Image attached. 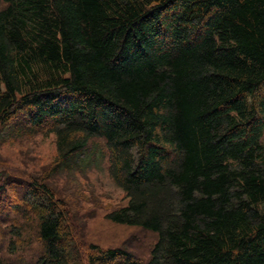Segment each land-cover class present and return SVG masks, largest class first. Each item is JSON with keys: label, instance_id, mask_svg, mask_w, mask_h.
<instances>
[{"label": "trees", "instance_id": "16d2710c", "mask_svg": "<svg viewBox=\"0 0 264 264\" xmlns=\"http://www.w3.org/2000/svg\"><path fill=\"white\" fill-rule=\"evenodd\" d=\"M3 131L54 135L65 167L102 143L127 199L106 219L156 241L88 243L44 182L8 205L0 172V264H264V0H0Z\"/></svg>", "mask_w": 264, "mask_h": 264}, {"label": "rangeland", "instance_id": "374dc122", "mask_svg": "<svg viewBox=\"0 0 264 264\" xmlns=\"http://www.w3.org/2000/svg\"><path fill=\"white\" fill-rule=\"evenodd\" d=\"M0 134V172L11 175L18 180V183L20 182L19 188L11 190L15 197L5 199L8 200V205L19 203L26 208V204L24 203L23 206L24 201L21 199L24 193L22 188H25L28 182L39 180L46 183L54 190L57 197L67 203V209L71 214L69 220L71 225L73 224L74 232L80 230L83 236L81 238L76 234L75 237L87 239L88 243L92 242L103 249L125 248L141 260L148 257L156 241L154 234L138 228L116 225L106 219L110 211L125 206L127 199L124 192L110 179L106 160L98 159V153L102 152V143L93 142L79 162L67 163L69 167H65L56 161L54 135L10 136L8 131ZM2 208L3 206L0 205V213L3 214ZM20 222L15 217L7 224L15 226ZM5 226L4 222H0V230L6 234L4 241L0 239V248H4V242L10 238L8 227ZM34 252L33 250L32 255ZM19 253L24 252L20 250ZM0 256L5 258L6 252L3 251ZM27 257L26 254L25 259L16 255L8 256L5 262L26 264L30 261V257Z\"/></svg>", "mask_w": 264, "mask_h": 264}]
</instances>
